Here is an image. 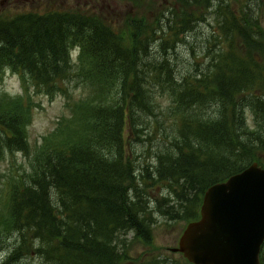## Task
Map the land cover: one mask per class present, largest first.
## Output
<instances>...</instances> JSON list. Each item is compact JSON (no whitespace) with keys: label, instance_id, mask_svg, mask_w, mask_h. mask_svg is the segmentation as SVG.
Listing matches in <instances>:
<instances>
[{"label":"trees","instance_id":"obj_1","mask_svg":"<svg viewBox=\"0 0 264 264\" xmlns=\"http://www.w3.org/2000/svg\"><path fill=\"white\" fill-rule=\"evenodd\" d=\"M183 2V10L133 16L122 28L79 10L0 15V77L12 70L24 90L19 97L0 92V158L21 152L32 169L11 186L0 218V246L13 237L21 246L12 258L31 249L47 264H124L122 236L153 239L152 220L143 215L147 188L167 191L154 210L189 223L199 218L209 186L253 162L264 167L260 22L247 5L241 16L222 0ZM217 5L221 18L204 60L185 58L180 66L172 57L178 42L210 23ZM31 87L64 97L70 111L60 131L35 148L26 130ZM164 96L169 132L159 123ZM146 142L155 151L137 174L132 154ZM260 259L264 264V245Z\"/></svg>","mask_w":264,"mask_h":264},{"label":"rangeland","instance_id":"obj_2","mask_svg":"<svg viewBox=\"0 0 264 264\" xmlns=\"http://www.w3.org/2000/svg\"><path fill=\"white\" fill-rule=\"evenodd\" d=\"M183 0H0V15L15 14L18 12H45L54 10H79L82 12L93 13L104 19L107 23L113 24L115 27H124L127 19L133 16L144 17L147 19H155L160 17L163 12L169 9L183 10L181 4ZM228 9L234 10L236 14L243 16L244 7L247 5L249 13L252 12L260 22L261 35L264 37V0H226ZM217 7L211 9L210 23H199L197 27L188 33L187 37L180 40L177 44L178 54L172 57L178 59L181 66L185 58L197 57L202 62L204 59L203 49L211 46L209 40H212L215 30H218V20L221 16L217 14ZM217 8V9H216ZM251 9V10H250ZM209 12V11H208ZM248 15V12H247ZM240 41L239 36H237ZM193 48V50L191 49ZM79 53L78 49L73 50L72 56L75 60ZM30 100L32 104L31 121L26 125L29 135V141L33 148L42 143L43 138L56 135L62 126V123L68 119L70 111L66 106V99L57 96L51 99L44 94H36L35 89L31 87ZM0 92L7 93L12 97H19L24 94L20 76L10 69H6L3 76L0 77ZM89 91L85 92L87 95ZM157 101L161 107H164L165 113L160 118V126L162 132L171 130L172 118L166 116V107L170 104V100L166 96L158 97ZM250 124H253L252 116L248 115ZM165 131V132H166ZM125 136L128 131L125 129ZM159 138V137H158ZM140 145L139 147H137ZM136 152L132 154V160L137 165V174L146 167L149 152L155 151V146L149 143L135 145ZM6 159L0 158V218L7 216V205L11 186L17 184L21 177L32 172L30 158L21 152L15 156H6ZM140 180V177H138ZM167 191L161 187L154 186L147 188V196L150 200L149 207L144 216L150 222L152 220L153 239L150 244L144 243L141 239L136 238L133 232L122 236L127 246H117L118 252H126L128 259L124 264H150L151 260L158 262L157 264H166L163 262L166 258L174 260L177 264H190L183 258V254L172 252L170 249L177 247L179 238L188 224L185 219L169 220L164 215L154 210L155 204L160 200L162 195ZM151 209V210H149ZM148 224V222H146ZM14 237L0 246V264L4 261L9 264H47L36 252L28 249L27 253H20L17 258H12L17 247ZM124 250V251H121ZM186 260V261H185ZM114 264L116 263L113 260ZM123 264V263H122Z\"/></svg>","mask_w":264,"mask_h":264},{"label":"water","instance_id":"obj_3","mask_svg":"<svg viewBox=\"0 0 264 264\" xmlns=\"http://www.w3.org/2000/svg\"><path fill=\"white\" fill-rule=\"evenodd\" d=\"M263 245L264 167L253 162L207 188L199 218L172 250L193 264H263Z\"/></svg>","mask_w":264,"mask_h":264},{"label":"flooded vegetation","instance_id":"obj_4","mask_svg":"<svg viewBox=\"0 0 264 264\" xmlns=\"http://www.w3.org/2000/svg\"><path fill=\"white\" fill-rule=\"evenodd\" d=\"M226 2V0H222V2L221 3H225ZM173 248H176V247H173ZM172 252H174L173 250H172V248L170 249ZM177 252V251H176ZM180 253V252H179ZM183 256V255H182ZM184 258V257H183ZM166 260H170V259H168V258H166Z\"/></svg>","mask_w":264,"mask_h":264},{"label":"bare ground","instance_id":"obj_5","mask_svg":"<svg viewBox=\"0 0 264 264\" xmlns=\"http://www.w3.org/2000/svg\"><path fill=\"white\" fill-rule=\"evenodd\" d=\"M103 50V49H102ZM121 251H124V250H121Z\"/></svg>","mask_w":264,"mask_h":264}]
</instances>
